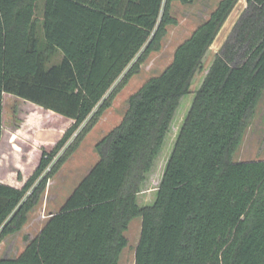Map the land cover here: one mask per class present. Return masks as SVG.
Here are the masks:
<instances>
[{
    "label": "trees",
    "instance_id": "trees-1",
    "mask_svg": "<svg viewBox=\"0 0 264 264\" xmlns=\"http://www.w3.org/2000/svg\"><path fill=\"white\" fill-rule=\"evenodd\" d=\"M172 1L43 0L40 37L38 0H0V143L5 95L70 121L21 186L0 179V241L23 227L47 181L159 48L176 24ZM238 1L220 0L165 69L128 97L120 123L94 146L96 163L24 250L0 264H119L136 217L134 264H264V159H232L264 92V0H245L195 92L154 202H136ZM57 51L60 61L49 65Z\"/></svg>",
    "mask_w": 264,
    "mask_h": 264
},
{
    "label": "rangeland",
    "instance_id": "rangeland-1",
    "mask_svg": "<svg viewBox=\"0 0 264 264\" xmlns=\"http://www.w3.org/2000/svg\"><path fill=\"white\" fill-rule=\"evenodd\" d=\"M220 0H194L171 3V16L176 24L168 25L166 34L157 50L152 51L142 62L138 71L115 95L110 106L104 110L96 124L83 138L74 153L60 169L47 181L37 205L28 214L27 221L16 233L7 235L0 241V258L16 257L25 248L28 240L34 238L49 217L59 210L67 196L98 160L95 144L112 128L118 125L127 108L128 97L138 90L148 79L160 74L172 61L176 47L187 39L195 28L208 18ZM43 0H38L36 19L38 34L42 36ZM245 7V0H239L225 21L213 44L206 52L202 69L191 81L190 92L183 95L166 134L163 146L154 166L145 174L140 184L136 202L139 206L151 205L161 181L166 163L174 146L178 131L189 110L196 90L214 59V55L228 36L234 22ZM62 54L57 51L49 60V65L60 61ZM57 118V119H56ZM3 136L0 143V179L21 186L36 167L41 149L49 150L70 124L53 113L29 102L5 95L3 99ZM58 129V131H57ZM56 131V132H55ZM50 132H55L51 142L43 141ZM43 141V142H42ZM233 160L264 159V92L254 114L247 120ZM22 180L18 181L17 176ZM140 217L132 219L125 233L128 244L120 254L119 264H134V249L140 232Z\"/></svg>",
    "mask_w": 264,
    "mask_h": 264
}]
</instances>
